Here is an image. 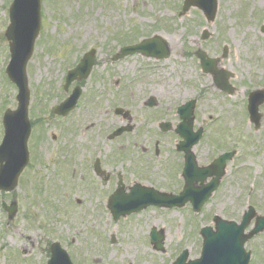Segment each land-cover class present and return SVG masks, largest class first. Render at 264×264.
I'll return each instance as SVG.
<instances>
[{
    "label": "rangeland",
    "instance_id": "rangeland-1",
    "mask_svg": "<svg viewBox=\"0 0 264 264\" xmlns=\"http://www.w3.org/2000/svg\"><path fill=\"white\" fill-rule=\"evenodd\" d=\"M8 2L0 0V106L5 100V104L14 109L17 90L5 74L8 49L6 40L1 39L8 22V10L5 8ZM44 3L42 10L45 18L42 16L43 28L36 42L38 47L27 65L33 103L36 99L37 102L44 100L55 105L58 103L56 95L58 100L64 99L65 93L60 91L63 71L66 73L75 68L77 58H81L89 48L96 50V69L101 78L98 79L97 74L92 72V79L86 82V89L90 90L92 97L89 99V92L83 93L79 99L75 112L82 110L87 102L80 114L81 121L77 123L72 119L74 111L65 119L67 124L71 120L75 122V129L70 131L69 136L82 151L86 146L106 148L105 145H115L118 139H122L120 143L134 139L132 132L131 136L127 133L120 135L114 139L115 143L98 141L99 134L102 140L109 139L108 134L113 130L105 126V122L114 127L130 125L132 129L134 126H145L147 123L144 124L143 120L146 119L157 123H178L179 119L172 116L174 105L194 97L197 100L200 98L195 109V126L205 125L208 128L211 119L218 117L220 120L213 126L215 133L210 139L225 141L220 148L235 150L237 156L228 167L221 188L199 215H195L196 220L206 222L215 213L223 217H237L248 205L250 187H254L250 188L254 192L249 204L264 215V104L260 107L262 120L258 130L249 122L245 111L248 93L264 87V33L261 31L264 26V0H218V11L211 22L197 8L183 12V0H44ZM204 31L209 34L206 40L202 39ZM152 35H158L168 43L170 55L167 59L156 61L133 55L119 63L112 62L111 54L117 46L130 45L136 39ZM198 48L210 57L219 58L217 69L232 74L229 82L234 91L228 98L221 95L223 93L216 88L213 78L200 69L195 54ZM224 48L225 56L222 55ZM112 78L119 83L109 87ZM123 89L135 93L132 103L123 104L121 97L114 96V92L119 95ZM48 93L50 97H45ZM149 95H154L158 102L168 103V108L162 111L139 110V100ZM1 96H4L3 100ZM124 96L127 102L132 100V92L126 91ZM119 103L130 112V120L114 113L113 104ZM158 106L161 108L160 103ZM38 109L36 105L32 113L35 114ZM165 109L168 111L164 112ZM3 113L0 111V115ZM55 122L52 120L44 126L46 134L41 141L38 137L41 131L37 128L38 134L29 144L34 157L36 144L39 143L36 152L39 162L37 158L32 159L31 170L23 175L25 183L16 190L21 201L20 213L14 221L5 225V214L0 210V264H47L44 250L55 238L76 257L78 264L82 263L85 252H90L91 261L98 264H130L134 260V264H167L169 258L164 255L149 256L156 255L146 239H149L152 226H163L168 230L165 249L169 253L178 251L179 247L196 250L197 240L191 236L187 240L179 238V229L175 226L178 222L184 224V220L188 225L195 221L190 209L165 212L150 208L139 216L117 220L118 227L108 210H98L91 204L94 196L77 190L90 186V179L73 178L72 167L63 159L52 163L63 150L61 140H53ZM84 128L85 132H82ZM2 138L3 128L0 125V141ZM131 141H124V145L134 147L136 144ZM136 143H143L142 136ZM202 144L204 157H209L208 144ZM83 153L84 158L89 160L85 151ZM48 162L52 163L51 168ZM78 170H82L81 165H78ZM48 174L52 175V179H47ZM86 190L104 196L109 193L101 186ZM24 212L33 215V220L24 217ZM168 213L170 227L164 224ZM116 235L118 238L114 245H109V238ZM25 240L28 243L23 247ZM19 246L26 248L32 256Z\"/></svg>",
    "mask_w": 264,
    "mask_h": 264
},
{
    "label": "flooded vegetation",
    "instance_id": "flooded-vegetation-1",
    "mask_svg": "<svg viewBox=\"0 0 264 264\" xmlns=\"http://www.w3.org/2000/svg\"><path fill=\"white\" fill-rule=\"evenodd\" d=\"M81 86L83 92V85L81 83H75L74 86ZM150 102L149 98H142L139 100V109L147 108H159L158 103L160 105H164L160 108L159 111H162L164 108H168L166 104H162L160 101H154L156 104L153 107H148L146 104ZM164 110L167 112L168 110ZM53 118V116H52ZM147 123V124H145ZM145 126L136 127L134 126L131 131L126 132L127 134L132 132V136L134 139H129V141L123 140V142H119L118 139L115 143L114 139L110 138L102 140L98 135V141L115 143V145H105L106 148L102 146H96L93 149L89 146L84 148L85 153L90 159L84 158V151L76 144H72L70 146L71 152V162L73 178H80L81 180L88 177L90 179V186H85L84 191L86 194L92 195L93 201L96 207L100 210L107 209L109 204V198L112 194L118 195H128L133 190H142L144 188H155L158 190H162L164 192L169 193H179L180 190L185 185V176L184 171L186 167V153L185 147L180 143L181 138L176 131V127L178 123H169L166 124V130H162L160 122H144ZM152 125V126H150ZM130 126V125H129ZM82 132H85L83 130ZM104 130L101 132L103 133ZM123 133V134H126ZM122 134V135H123ZM143 143H136L141 139ZM211 136V135H210ZM132 137V138H133ZM53 139H56V136L53 135ZM132 140V141H131ZM125 143H134L136 145H130L129 147L124 145ZM149 143V144H145ZM209 146L210 155L209 157H204L203 155V144L199 142L197 145H194L192 151L194 152L195 159L198 167H208L212 161L220 154H218V149L216 150V155H214V143L210 138H207L206 145ZM77 146V148H76ZM81 152V153H79ZM85 164V167H84ZM78 165H81L82 170H78ZM84 171V172H83ZM227 172V169H226ZM227 175V173H226ZM225 175V176H226ZM224 176V177H225ZM206 180L207 183L209 181ZM223 181V180H222ZM223 184V183H222ZM96 186H101L103 189H106L109 193L107 195H102L98 192L92 190H86L89 188H95ZM220 186V185H219ZM222 186V185H221ZM12 199H16L15 194L11 192H1L0 191V201L10 202ZM92 203V201H91ZM191 204H186L187 206ZM178 208H174L176 210ZM191 209V207H190ZM165 212L169 211V209H164ZM244 210H242L237 217H224L226 220L239 222L242 219L244 214ZM214 215V214H213ZM210 220H196L188 225L186 221L184 224L177 223L176 229H179L178 236L179 238H185L187 240L188 237H193L197 240L198 247L196 250H188L185 247H182L181 250L168 252H155L158 255H165L167 260V264H173L174 260L181 256L185 255L183 264H190L193 261L199 260L198 264H246V250H250L251 255L248 257L247 264H264V236L257 235L253 237L251 240L244 243V254L240 256L233 257L232 259H218V258H203L202 257V236L201 229L205 225H213L214 219L212 214L210 215ZM204 222V223H202ZM169 213L166 215V221L164 224L169 225ZM163 224V225H164ZM187 225V226H186ZM188 227V228H187ZM166 231V228L163 227ZM169 228V232H171ZM187 229V230H186ZM249 229V228H248ZM247 229V230H248ZM149 235V233H148ZM167 237V233L165 234V240ZM147 238V237H146ZM33 244V242H32ZM49 253V251H47ZM90 255V252H87ZM173 257L170 259V257ZM262 256V260L260 259ZM259 257V258H258ZM245 262V263H244ZM99 262L95 261V264Z\"/></svg>",
    "mask_w": 264,
    "mask_h": 264
},
{
    "label": "water",
    "instance_id": "water-1",
    "mask_svg": "<svg viewBox=\"0 0 264 264\" xmlns=\"http://www.w3.org/2000/svg\"><path fill=\"white\" fill-rule=\"evenodd\" d=\"M19 0H17L18 2ZM16 0L15 3L13 5V9H12V25L10 27L9 33L10 36L12 37V39L14 40V42L11 44V50L13 53V62L14 64L11 65L10 67V75L11 78L18 84L19 88H20V92L18 95L20 104H19V111L18 112H14V113H10V136L7 137V141H8V164L10 165L11 169H8L7 167H5L4 169L1 168L0 170H2L1 172V176L0 177H4L7 175H9L11 178V183L12 186L14 187L16 185V179H17V175L20 171V169L26 164V153H25V139L28 136V132H29V128H28V123L26 124V133L25 135H21V138H18V130L19 127H22V124H19L22 120L24 122H26V106H27V99H28V90H27V80H26V73H25V64H26V60L28 59L29 55H30V51L32 49V44L29 48V52L27 53L26 51H21L20 49V43L21 40L19 39L20 33H21V27L18 25V21H20L21 18H19V16L21 14L18 13L17 11V7H16ZM191 5H198L203 7V9L205 10L206 14H208L210 16V18L213 17L214 12L216 10V1L215 0H187L186 1V7H190ZM211 12V14H209L208 12ZM27 12H34L38 14V8L36 9H27ZM28 19V18H27ZM21 23V22H20ZM31 23H27L26 27L30 26ZM36 33V31H35ZM35 37V34H34ZM32 40V39H31ZM20 41V42H19ZM27 42V41H26ZM33 42V41H32ZM156 44V46H155ZM134 50H140L143 51L147 54H157L160 57H166L168 55V48L167 46L163 43V41H161L159 38H154L153 40H148L146 42H144L141 45L135 46V49H126L124 50L125 53L127 51H134ZM199 56L202 59V63L205 66L206 70L208 71H214V62L212 61H205V55L202 52L198 53ZM92 55L93 52L87 54L85 56V61H86V66L83 68H80L82 71L89 69V67L92 64ZM210 62V64H209ZM212 63V64H211ZM84 76L87 75V73L83 74ZM217 82H219L222 85V88L231 91L230 86L226 83L225 79L223 82H221L217 77H216ZM264 101V92L263 91H257L251 94L250 97V110L253 116V120L258 122V119L260 117V115L258 114V105L261 104ZM65 109H63L62 111H64ZM190 111H187L184 115L183 118L187 119V121L185 122L187 125H190V123L192 122V119L190 117ZM17 124H16V123ZM4 149V145H2L0 147V152H2ZM1 159H3L1 157ZM5 159H6V155H5ZM9 171L10 173L6 172ZM188 189L187 191L183 192L182 195L180 197L177 198H172L171 197H167L166 199L168 202H174V201H181L182 199H192V202L194 204L195 209L199 210L200 206L202 205V203L210 196L212 190L214 189V185L212 186L211 184H209L208 187H206L203 191L201 192H196L197 197L194 198L193 193H195L193 191V189L191 188L192 184L191 182L187 185ZM159 197H163L162 195L157 196ZM134 201V200H133ZM126 208V206L124 207ZM123 208V209H124ZM130 211V210H129ZM128 210H122L121 213H126L129 212ZM113 213L115 215V217H117L119 210H113ZM219 228H222L223 225H219ZM260 227V226H259ZM224 231L218 233L219 235H223ZM213 233H210L208 235H212ZM161 241H162V237L159 238L158 240V247H161ZM210 240H208L209 242Z\"/></svg>",
    "mask_w": 264,
    "mask_h": 264
}]
</instances>
